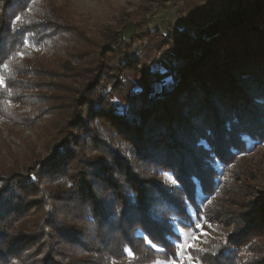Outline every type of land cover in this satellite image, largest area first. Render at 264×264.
Instances as JSON below:
<instances>
[{
  "label": "trees",
  "instance_id": "obj_1",
  "mask_svg": "<svg viewBox=\"0 0 264 264\" xmlns=\"http://www.w3.org/2000/svg\"><path fill=\"white\" fill-rule=\"evenodd\" d=\"M188 1L181 19L201 23L195 38L173 31L156 42L127 25L94 42L52 0H0V113L10 100L55 119L48 154L24 165L6 167L0 139V264L175 260L169 218L189 221L195 185L209 189L210 160L264 137V0ZM163 49L154 73L151 54ZM127 75L138 91H127ZM161 171L173 174L175 191ZM209 207L199 218L221 223ZM259 207L242 236L264 239ZM230 241L189 252L201 264H242L244 245Z\"/></svg>",
  "mask_w": 264,
  "mask_h": 264
},
{
  "label": "rangeland",
  "instance_id": "obj_2",
  "mask_svg": "<svg viewBox=\"0 0 264 264\" xmlns=\"http://www.w3.org/2000/svg\"><path fill=\"white\" fill-rule=\"evenodd\" d=\"M52 2L62 7L63 14L70 15L71 24L87 29L89 37L94 42L102 40L108 26L120 30L128 25L134 28L135 36H148L150 33L157 39L156 42H160L162 38L170 36L173 31L186 32L189 37L195 38L201 24L193 23L189 28L182 22L181 18L185 16L182 0H52ZM227 5H229L227 1L216 4L215 12L217 13ZM187 26L188 28L185 29ZM137 46H141L140 51L145 48L144 43ZM167 51L163 49L161 53L151 54L149 64L154 73L160 72L161 56ZM39 55L46 56L45 62H49L50 54L45 48L40 50ZM48 66L52 68L53 64ZM36 80L50 81L49 78L33 79L35 82ZM30 81L32 82L30 78H23V82ZM132 82L130 75L125 76L127 91L128 89L138 91L139 88ZM68 83L59 81L61 86ZM12 94L13 92L10 91L8 97ZM25 96L23 92V101L29 98ZM117 98L116 106L122 105V100ZM37 110L39 111L29 110L24 103L21 106L9 100L5 113H0V139L5 144L3 154L5 158L1 159L7 168L15 161L19 163L23 161L24 165L28 159L43 158L48 154L50 144L53 142L51 137L55 131V119L49 114L50 110L38 108V106ZM27 116L31 119L30 123L25 119ZM14 118L21 120L24 118L25 121L22 124ZM234 155L230 160L219 161L215 158L210 160L209 164L212 168L210 167L205 184L209 186V189L205 192H210L213 187L214 193L206 194L201 186L195 185L194 206L186 204L189 221L185 222L175 216L169 218V229L177 236L176 241L168 237L177 250L176 259L157 260L151 264H201L197 259L198 255L194 256L189 249L198 254L204 251L211 241L220 242L226 246L229 244V238L230 243L237 240L235 246L244 245L237 251V260L242 264H264V250L261 249L264 239L242 236L246 234L243 233V228L247 226L246 222H250L256 212L260 213L259 205L264 204V137L257 140L246 139L242 149ZM238 156L242 158L236 159ZM157 178L163 187L170 191L178 188V183L170 172L161 171ZM207 207L211 215L216 214L221 223L199 218L197 212L200 211L202 214ZM188 222H191V225ZM154 249L160 251L157 247ZM110 264L122 263L112 261Z\"/></svg>",
  "mask_w": 264,
  "mask_h": 264
}]
</instances>
